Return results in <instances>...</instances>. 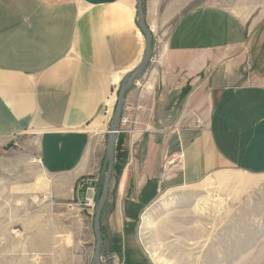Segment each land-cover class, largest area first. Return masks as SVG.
Returning <instances> with one entry per match:
<instances>
[{"label": "crops", "instance_id": "crops-1", "mask_svg": "<svg viewBox=\"0 0 264 264\" xmlns=\"http://www.w3.org/2000/svg\"><path fill=\"white\" fill-rule=\"evenodd\" d=\"M143 11L152 61L124 98V114L143 136L134 146L117 136L118 203L103 210L132 264H152L135 222L156 194L153 178L161 180L158 153L182 155L179 176L167 177L176 185L229 168L264 174V0H143ZM144 50L136 0H0V143L31 136L45 178L40 191L25 192L45 216L23 239L31 264H47L52 244L70 248L73 228H50L49 210L79 211L78 180L99 170L90 150Z\"/></svg>", "mask_w": 264, "mask_h": 264}, {"label": "rangeland", "instance_id": "rangeland-1", "mask_svg": "<svg viewBox=\"0 0 264 264\" xmlns=\"http://www.w3.org/2000/svg\"><path fill=\"white\" fill-rule=\"evenodd\" d=\"M116 105L117 100L114 111ZM124 111L123 105L117 136L120 133L126 134L134 146L143 135L135 132L134 121L130 123L131 118ZM113 114L109 116L103 133L98 135L100 141L97 142V148L90 150L92 163L95 162L99 170L85 185L78 184L83 178L78 180L76 191L80 194V200L77 199L79 211L72 216L73 213L67 207L49 210L50 228L64 229L71 226L73 229L69 235H72L70 248H60L56 244L46 248L47 264H93L96 246L95 206L102 193L106 171V141ZM124 118L127 120L123 121ZM30 140L31 136L23 134L11 142L0 143V264H31L24 258L27 251L22 245L23 239L45 223V216L38 218L42 216L38 210L39 203H32L31 197L34 195L25 193L40 191L45 179L39 170L36 153L33 152L35 142ZM26 156L33 157L31 162L34 165L24 164ZM156 159L161 165V180L153 178L152 183L156 184V189L155 186L152 189H155L156 194L135 222L137 244L152 264L151 254H159L173 264H264V174L253 176L229 168L211 172L204 180L192 184L176 185L179 180L175 182L167 177L179 176L182 171V155L165 151L162 155L158 153ZM117 175L113 170L104 207L110 208L112 203H118L112 189L113 179L116 180ZM11 194L20 200L17 206L11 202ZM197 202L205 205L202 214L194 211ZM103 210L100 218L103 239L100 264H132L128 254L124 257L123 244L117 245L112 237L115 233L111 234L107 229L108 219L104 217ZM58 212L61 213L57 218ZM11 221L15 225L10 224ZM27 222L33 224L34 229L26 228ZM14 233L19 236L17 245L11 238L15 236ZM67 237L59 236L62 241Z\"/></svg>", "mask_w": 264, "mask_h": 264}, {"label": "water", "instance_id": "water-1", "mask_svg": "<svg viewBox=\"0 0 264 264\" xmlns=\"http://www.w3.org/2000/svg\"><path fill=\"white\" fill-rule=\"evenodd\" d=\"M137 6V18L139 28L145 38V50L143 58L140 64L137 66L132 73H130L121 84L117 96V105L114 111L112 122L110 125V130L107 135L106 141V171L104 175L103 185H102V193L100 199L98 200L95 206V214H94V233L96 238V246L93 257V264H100V254L103 247V239L100 231V218L102 214V210L107 200L109 186L114 170L115 164V146H116V138L117 133L119 132L120 119L122 113V107L124 105V98L126 92L130 89L133 83H135L141 73L145 70L149 63V58L151 55L152 48V33L149 27L146 25L144 11H143V0H136Z\"/></svg>", "mask_w": 264, "mask_h": 264}, {"label": "bare ground", "instance_id": "bare-ground-1", "mask_svg": "<svg viewBox=\"0 0 264 264\" xmlns=\"http://www.w3.org/2000/svg\"><path fill=\"white\" fill-rule=\"evenodd\" d=\"M210 184H209V186H210ZM204 206L205 205H201V203L197 202L196 205H195L194 211H196V213H201L202 214L205 211V207ZM150 256H151L152 261H153L154 264H173L170 261L160 257L159 254L158 255L157 254H151Z\"/></svg>", "mask_w": 264, "mask_h": 264}, {"label": "built area", "instance_id": "built-area-1", "mask_svg": "<svg viewBox=\"0 0 264 264\" xmlns=\"http://www.w3.org/2000/svg\"><path fill=\"white\" fill-rule=\"evenodd\" d=\"M125 120H127V119H126V118H124V119H123V121H125ZM89 180H91V179H84V178H83V179H81V180H80L81 182L79 181V183H78V184H79V185H82V184H84V185H85V184H87V183H88V181H89ZM93 193H94V191L92 192V194H93Z\"/></svg>", "mask_w": 264, "mask_h": 264}]
</instances>
